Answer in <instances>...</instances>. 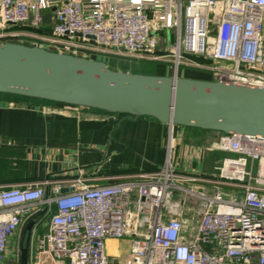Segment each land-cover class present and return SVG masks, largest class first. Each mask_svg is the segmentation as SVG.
<instances>
[{
	"label": "built area",
	"instance_id": "obj_1",
	"mask_svg": "<svg viewBox=\"0 0 264 264\" xmlns=\"http://www.w3.org/2000/svg\"><path fill=\"white\" fill-rule=\"evenodd\" d=\"M45 14L49 24L42 23ZM18 26L29 32L11 30ZM23 37L55 51L150 61H164L162 42L176 75L191 66L213 80L264 87V0H0V41ZM216 149L234 155L222 157L210 179H182L167 153L139 185H97L77 174L0 187V264L37 207L48 221L36 239L35 262L264 264V138L220 133ZM172 192L198 201L192 234L175 218L163 219L164 208L183 206L170 203Z\"/></svg>",
	"mask_w": 264,
	"mask_h": 264
},
{
	"label": "crops",
	"instance_id": "obj_2",
	"mask_svg": "<svg viewBox=\"0 0 264 264\" xmlns=\"http://www.w3.org/2000/svg\"><path fill=\"white\" fill-rule=\"evenodd\" d=\"M17 29L20 27L11 28ZM168 68L155 65L148 72L171 75ZM219 135L217 131L169 125L146 116L127 119L52 102L32 104L22 97L0 93V187L77 174L97 185H139L147 180L143 175L162 165L167 153L182 179H210L221 158L234 155L216 149ZM262 165L264 168V162ZM47 221L48 214L42 224L44 232ZM39 232L36 222L28 245V262L50 264L48 258L35 262Z\"/></svg>",
	"mask_w": 264,
	"mask_h": 264
},
{
	"label": "water",
	"instance_id": "obj_3",
	"mask_svg": "<svg viewBox=\"0 0 264 264\" xmlns=\"http://www.w3.org/2000/svg\"><path fill=\"white\" fill-rule=\"evenodd\" d=\"M50 20L49 14L43 15V24ZM0 93L127 119L146 116L169 125L264 138V87L183 77L175 72L159 75L119 70L109 67L102 57L20 41H0ZM35 223L30 219L22 227L19 264H28Z\"/></svg>",
	"mask_w": 264,
	"mask_h": 264
},
{
	"label": "rangeland",
	"instance_id": "obj_4",
	"mask_svg": "<svg viewBox=\"0 0 264 264\" xmlns=\"http://www.w3.org/2000/svg\"><path fill=\"white\" fill-rule=\"evenodd\" d=\"M19 32L22 33H28L29 29H26L25 27H20V29H17ZM24 38V37H23ZM81 38V37H80ZM78 38H72L70 41L72 43H79L81 42V39ZM27 39V38H25ZM29 43V42H28ZM85 46H88L89 48L94 49L95 45L91 42H86L84 43ZM158 51L162 55L165 56L164 61H159V60H144V59H136V58H131V57H112L110 55H104V56H99V54H96L95 52H89L86 51L82 48H78L76 51L79 54L82 55H88L90 57H102L104 58L109 67L119 69V70H128V71H139V72H145V73H150L148 71H151L154 69L155 65L158 66H163V67H170L169 72L170 74L173 72V62L174 58L172 56H168L169 54V49L166 47V45L162 42L158 43ZM178 74H183V75H192V76H201L204 78L209 77V74L206 71H203L201 69L191 67V66H180L179 67V72ZM170 203H180V200H183V206L181 207H176L173 209H167L164 208L163 210V219L165 221L169 220L171 217L175 218L179 224L181 225V229L184 232V234H192L194 231V228L197 224V221L200 216V210L198 207V201L193 199L192 197L190 198V195L187 193L183 192L182 194L180 193H175L172 192L170 194ZM36 212L42 213V208L37 207ZM43 215V216H42ZM47 219V214L44 212L41 215L35 217V221L37 222V231L39 232V235L43 237L44 231H42V224L46 221ZM25 222H23L18 229L16 235L14 238L9 240L8 243V250L7 254L5 256V259L1 264H19V253H20V248L22 245V240H21V235H22V227ZM43 232V233H42ZM32 242V241H31ZM30 240L28 245H30ZM29 248V247H28ZM34 249V248H33ZM32 254V252H31ZM30 255V254H28ZM30 256H28L29 258ZM32 259V258H31ZM33 260V259H32ZM43 264H45L43 262Z\"/></svg>",
	"mask_w": 264,
	"mask_h": 264
},
{
	"label": "trees",
	"instance_id": "obj_5",
	"mask_svg": "<svg viewBox=\"0 0 264 264\" xmlns=\"http://www.w3.org/2000/svg\"><path fill=\"white\" fill-rule=\"evenodd\" d=\"M25 38H27V39H25ZM25 43H28V42H30L31 41V39L30 38H28V37H24V40H23ZM208 78V77H207ZM19 97H21V96H19ZM23 99H26V100H28V101H30L32 104H45V103H50V102H48V101H45V100H38V99H32V98H26V97H22Z\"/></svg>",
	"mask_w": 264,
	"mask_h": 264
},
{
	"label": "bare ground",
	"instance_id": "obj_6",
	"mask_svg": "<svg viewBox=\"0 0 264 264\" xmlns=\"http://www.w3.org/2000/svg\"><path fill=\"white\" fill-rule=\"evenodd\" d=\"M108 251L112 252V253H116V249L115 247L113 246V244L109 243L108 245Z\"/></svg>",
	"mask_w": 264,
	"mask_h": 264
}]
</instances>
